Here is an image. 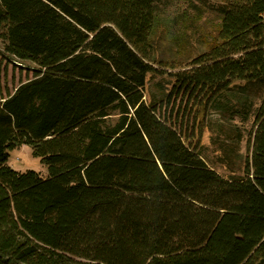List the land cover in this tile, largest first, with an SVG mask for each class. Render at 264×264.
Here are the masks:
<instances>
[{
    "label": "trees",
    "instance_id": "1",
    "mask_svg": "<svg viewBox=\"0 0 264 264\" xmlns=\"http://www.w3.org/2000/svg\"><path fill=\"white\" fill-rule=\"evenodd\" d=\"M162 1L0 0L7 53L35 64L0 98V264H264V0L210 2L217 41L151 92ZM235 81L262 100L243 172L223 174L202 131L211 107L247 119ZM22 144L47 176L7 164Z\"/></svg>",
    "mask_w": 264,
    "mask_h": 264
},
{
    "label": "rangeland",
    "instance_id": "2",
    "mask_svg": "<svg viewBox=\"0 0 264 264\" xmlns=\"http://www.w3.org/2000/svg\"><path fill=\"white\" fill-rule=\"evenodd\" d=\"M216 1L220 0H163L159 4L160 17L155 38L161 46L156 55L160 63H156V66L165 73L152 78L147 90L149 88L151 92L156 91L158 80L168 88L171 84V72L189 68L195 58L208 51L211 43L217 41L216 29L220 17L208 9L210 2ZM34 68L35 64L19 60L7 53L5 39L0 37V98L31 78ZM242 84L243 82L235 81L225 100L231 105H239L241 109H245L247 119H242L236 109L219 107H211L204 118L209 130L206 128L202 131V143L205 144L203 156L210 166L223 174L243 172L258 126L257 115L262 95L251 93ZM186 104L188 107L191 105L186 95L173 96L166 107V114H170L172 106H175V109L180 107L182 114ZM189 120H192V117H189ZM183 122H188L186 117ZM191 123L189 121V124ZM221 145L232 149L227 155V162L221 160L219 155L218 148ZM7 164L22 172L32 169L44 177L48 175L46 166L39 157L32 154V148L28 144L11 150Z\"/></svg>",
    "mask_w": 264,
    "mask_h": 264
}]
</instances>
